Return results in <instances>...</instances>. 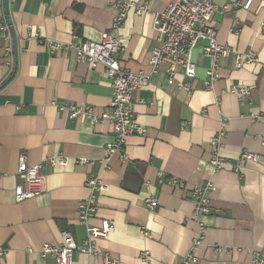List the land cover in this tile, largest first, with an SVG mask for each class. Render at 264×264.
I'll return each mask as SVG.
<instances>
[{"label": "crops", "instance_id": "obj_1", "mask_svg": "<svg viewBox=\"0 0 264 264\" xmlns=\"http://www.w3.org/2000/svg\"><path fill=\"white\" fill-rule=\"evenodd\" d=\"M115 1L0 0V13L13 28L12 53L0 36V248L6 251L0 264H57L38 255L45 242L61 241L69 229L82 244L87 228L106 219L114 230L96 243L115 263L77 252L74 264H146L141 258L146 249L153 264H182L198 226L186 190L208 182L214 185L208 193L213 212L203 217L207 232L196 264H256L254 253L264 252V118L253 117L264 110V0H253L249 8L216 0L211 22L221 44L252 50L258 61L237 68L232 55L221 58V77L208 88L209 59L199 44L192 53L197 71L191 92L170 85L164 70L153 76L132 96L146 134L129 136L124 147L128 159L115 154L106 169L101 159L114 138L111 124L70 118L56 105L87 104L103 112L112 98L104 66L78 61L71 50L52 53L29 32L66 44L98 40L110 29ZM133 1L148 5L150 12L127 11L119 28L124 45L120 63L149 72L157 45L154 13L170 0ZM234 87H249L250 98L241 99ZM221 128L226 136L220 154L226 162L214 173L209 140ZM245 150L260 160L243 162L237 171ZM21 152L32 164L42 162L46 190L18 202L15 189L24 179ZM58 155L67 163L52 166L50 158ZM159 171L187 186L160 183ZM91 174L100 176L108 189L99 194L97 213L85 224L77 207L89 194L85 182ZM149 197L157 199L155 209L148 208Z\"/></svg>", "mask_w": 264, "mask_h": 264}, {"label": "built area", "instance_id": "obj_2", "mask_svg": "<svg viewBox=\"0 0 264 264\" xmlns=\"http://www.w3.org/2000/svg\"><path fill=\"white\" fill-rule=\"evenodd\" d=\"M252 1L246 0L240 4L238 1L232 0V4L249 8ZM113 6L115 14L110 29L102 32L98 40H84L66 44L45 39L37 31L31 30L29 32L32 37L43 42L52 53L71 50L78 61L88 62L93 68L99 65L104 66L111 82L112 98L103 112H98L93 106L87 104L56 102V105L59 110L68 112L70 118H84L91 124L105 121L111 124L114 138L106 144L104 157L101 159L106 169L110 168V159L115 154H119L124 161L128 159L124 147L129 136L146 134V127L136 119L132 96L135 91L148 86L153 76L164 70L170 85L191 92L197 71V63L193 60L192 53L199 44H202L203 55L209 59L205 80V85L208 88H212L221 77V58L232 55L237 68L258 61L256 52L252 50L240 52L228 45L221 44L217 40V29L211 23L217 8L216 0H170L163 10L154 13L157 45L153 47L150 56L151 70L149 72L131 71L124 68L120 63L124 45L119 34V28L130 8H135L139 14L150 12V8L146 4L136 3L133 0H116ZM261 27L264 33V20ZM0 36L7 41L5 50L12 53V24L1 13ZM11 63V59H9L8 64ZM179 76H183L184 79L179 78ZM232 91L241 99H249L252 94L249 87H234ZM253 117L255 119L264 118V110L253 115ZM225 136L226 132L224 128H221L209 140V163L214 173L220 171L226 162L220 154ZM259 160V154L246 150L242 151L239 158V161L242 162L236 165L235 169L240 171L243 162H257ZM50 163L52 166L65 165L67 158L58 155L50 158ZM19 171L24 173V179L15 189V197L18 202L37 196L46 190V175L43 172L42 162L32 164L28 161L26 152H21ZM158 177L160 183L166 181L171 186L184 188L187 186L182 179L166 176L162 171L158 172ZM85 185L89 194L79 201L77 212L79 221L86 224L96 215L99 194L108 189V184L100 176L91 174L88 176ZM213 189V183L208 182L204 185L192 186L186 190V196L195 204L193 215L197 219L198 226L191 247L185 254L182 264H196L198 262L197 250L203 244L207 232V224L203 217L213 212L208 196L209 191ZM146 204L148 208L155 209L158 206V201L156 198L149 197L146 199ZM113 230L114 225L106 219L99 227L89 226L87 238L82 244H77L73 232L66 229L62 232L61 241L45 242L38 255L41 258L52 257L57 264H74L75 254L85 252L92 256L102 257L107 263H115L109 253L102 252L96 243L100 238H108ZM143 234L151 237V234L146 230H143ZM5 253L6 251L0 248V258ZM141 258L146 264H153L150 250H143ZM254 261L256 264H264V252H255Z\"/></svg>", "mask_w": 264, "mask_h": 264}]
</instances>
